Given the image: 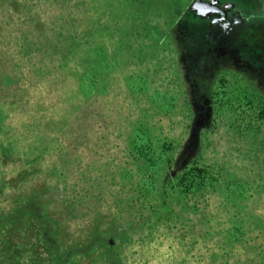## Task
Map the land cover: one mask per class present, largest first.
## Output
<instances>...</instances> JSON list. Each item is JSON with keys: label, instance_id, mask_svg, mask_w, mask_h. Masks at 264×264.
Listing matches in <instances>:
<instances>
[{"label": "rangeland", "instance_id": "rangeland-1", "mask_svg": "<svg viewBox=\"0 0 264 264\" xmlns=\"http://www.w3.org/2000/svg\"><path fill=\"white\" fill-rule=\"evenodd\" d=\"M0 264H264V0H0Z\"/></svg>", "mask_w": 264, "mask_h": 264}, {"label": "flooded vegetation", "instance_id": "flooded-vegetation-1", "mask_svg": "<svg viewBox=\"0 0 264 264\" xmlns=\"http://www.w3.org/2000/svg\"><path fill=\"white\" fill-rule=\"evenodd\" d=\"M195 11L196 10L191 11V14H193V16L192 20H190V23L194 22V19L196 17ZM213 14L215 13L211 14L212 20L210 23H212V25L210 26L208 34L213 39L219 37V43L224 46L237 44L238 47H240L244 45L243 29L246 28V26H244V21H241L236 15L228 16L226 14L224 15L223 12H221V15ZM216 29H219L220 31L216 32Z\"/></svg>", "mask_w": 264, "mask_h": 264}, {"label": "built area", "instance_id": "built-area-1", "mask_svg": "<svg viewBox=\"0 0 264 264\" xmlns=\"http://www.w3.org/2000/svg\"><path fill=\"white\" fill-rule=\"evenodd\" d=\"M242 96V95H241ZM241 100H243V104H242V106L241 107H243V105L247 102V105H246V107H247V110L246 111H251V109L253 108V109H255V100H250V101H245L244 100V97L242 98H240ZM244 101H245V103H244Z\"/></svg>", "mask_w": 264, "mask_h": 264}, {"label": "trees", "instance_id": "trees-1", "mask_svg": "<svg viewBox=\"0 0 264 264\" xmlns=\"http://www.w3.org/2000/svg\"><path fill=\"white\" fill-rule=\"evenodd\" d=\"M257 120V119H256Z\"/></svg>", "mask_w": 264, "mask_h": 264}]
</instances>
